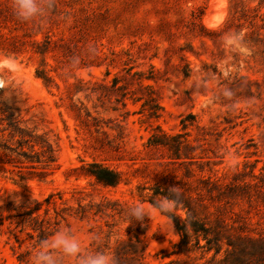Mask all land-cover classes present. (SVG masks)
I'll return each mask as SVG.
<instances>
[{
    "label": "rangeland",
    "instance_id": "1",
    "mask_svg": "<svg viewBox=\"0 0 264 264\" xmlns=\"http://www.w3.org/2000/svg\"><path fill=\"white\" fill-rule=\"evenodd\" d=\"M38 3L42 15L22 22L0 0V55L19 69L0 70L10 80L0 88V264H32L39 244L15 214L51 193L45 217L64 209L53 234L68 232L82 254L112 264H264V0ZM226 33H242L250 54L225 49ZM10 114L52 143L46 176L20 179L6 161L23 159L5 147L16 145ZM92 161L120 181L97 182L86 173ZM155 188L177 189L217 231L219 251L202 236L201 246L193 236L179 246L172 220L149 201ZM136 204L149 210L142 220L129 215Z\"/></svg>",
    "mask_w": 264,
    "mask_h": 264
},
{
    "label": "trees",
    "instance_id": "2",
    "mask_svg": "<svg viewBox=\"0 0 264 264\" xmlns=\"http://www.w3.org/2000/svg\"><path fill=\"white\" fill-rule=\"evenodd\" d=\"M5 129H8V135L10 138L17 136L16 145L14 147L8 145L5 147L23 157V159L16 158L6 160L7 162L14 163L13 165L15 167H18V175L20 179L46 176L48 168H50V165L55 161V151L48 138L44 134H36L34 129H28L25 126H21L18 120H13L11 114ZM161 136L165 137L164 134ZM154 138L155 137L152 136V138L149 139L150 144H164V142ZM23 145H26L28 150H24L22 148ZM35 146H37V148H35ZM22 168H25V170ZM86 173L92 175L97 182L103 185L113 186L120 181V172L101 162L92 161L88 163ZM170 190L171 189L160 190L159 188H155L149 201L154 205V202L156 201L154 196L160 195L162 197H169L176 200L174 208L180 206L186 209V215L184 218H181L174 212L167 213L180 237L177 244L179 246L187 247L193 236L195 240L194 244L198 247L201 246L199 245V236H202V238L205 239L204 246H206V249L209 250L214 248L215 252H218L220 244L219 238L216 235L217 231L210 226H207L204 221L197 218L191 212L190 204L181 194H179L178 197L174 196ZM52 196L53 194L51 193L43 200L31 199L26 203L24 210L15 214V216L18 217L15 224L20 225L21 229L25 226L30 227L34 232L30 233V236L35 238L37 244H40L41 241L47 239L48 236L53 234V232L57 230L56 225L60 219H64V209L58 210L56 208H53L55 215L52 219L45 217L48 212V205L55 203ZM43 203L45 204L43 207L44 215H40L37 211L42 207ZM211 231L214 233L212 236H210Z\"/></svg>",
    "mask_w": 264,
    "mask_h": 264
},
{
    "label": "clouds",
    "instance_id": "3",
    "mask_svg": "<svg viewBox=\"0 0 264 264\" xmlns=\"http://www.w3.org/2000/svg\"><path fill=\"white\" fill-rule=\"evenodd\" d=\"M222 7V5H221ZM14 15L22 22L31 21L42 15L43 8L38 0H12ZM221 20L220 16L209 18L207 26L215 28ZM223 46L232 52L242 56L250 54V50L243 43L242 33H226L223 36ZM0 70L8 73H16L19 69L15 59L12 56L0 55ZM228 75V71L224 72ZM10 80L0 79V88L8 86ZM223 95L231 97L232 93L225 90ZM174 196H179V191L175 188L170 190ZM176 204V200L169 197H162L154 202L153 207L161 213H170ZM148 211L142 205L136 204L129 209V215L136 220H142ZM62 257L74 258L77 264H112V258L102 252L95 254H82L79 241L66 231H57L50 239L40 242L34 249L31 256L32 264H60Z\"/></svg>",
    "mask_w": 264,
    "mask_h": 264
},
{
    "label": "bare ground",
    "instance_id": "4",
    "mask_svg": "<svg viewBox=\"0 0 264 264\" xmlns=\"http://www.w3.org/2000/svg\"><path fill=\"white\" fill-rule=\"evenodd\" d=\"M206 20H207V19H206ZM206 20H205V21H206Z\"/></svg>",
    "mask_w": 264,
    "mask_h": 264
}]
</instances>
